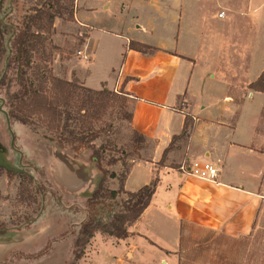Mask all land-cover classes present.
Returning <instances> with one entry per match:
<instances>
[{
  "label": "crops",
  "instance_id": "1",
  "mask_svg": "<svg viewBox=\"0 0 264 264\" xmlns=\"http://www.w3.org/2000/svg\"><path fill=\"white\" fill-rule=\"evenodd\" d=\"M75 1V23L87 36L77 50L81 54L65 58L64 79L129 98L132 129L154 147L148 159L132 165L124 189L136 191L160 178L148 208L128 224L131 235L116 239L97 231L78 262L180 264L178 251L188 228L230 238L252 234L264 206V91L249 84L261 75L264 62L248 78L236 74L243 56L236 11L225 0L215 1L219 10L201 0ZM251 27L255 55L261 27ZM225 36L230 47L217 48L216 41ZM132 41L152 51L133 49ZM187 115L194 121L190 138L174 140ZM194 160L217 165V181L177 170ZM113 171L117 177L105 185L119 190V173Z\"/></svg>",
  "mask_w": 264,
  "mask_h": 264
},
{
  "label": "rangeland",
  "instance_id": "2",
  "mask_svg": "<svg viewBox=\"0 0 264 264\" xmlns=\"http://www.w3.org/2000/svg\"><path fill=\"white\" fill-rule=\"evenodd\" d=\"M59 1L67 10L55 18V29L48 26L46 18L33 22L28 83L57 106L62 114L60 120L66 114L71 115V127L76 132L89 129L99 131L95 143L98 147L104 146L107 159L114 157L119 160L109 169H116L121 179V175L128 172L133 164L151 156L154 145L151 141L137 139L130 124L131 102L123 93L109 90L110 93L105 92L100 97L73 78L70 82L74 86L69 96L55 95L52 76L65 78V58L79 54L77 50L87 36V30L80 33L75 23L76 1ZM83 1L94 4L93 0ZM215 1L201 0L202 3H214L212 10H219ZM225 1L229 2L226 5L230 10L236 11L238 27L241 25L243 29V56L240 65L237 64L236 74L245 79L264 62L262 0ZM34 7L51 9L53 12L57 9L56 0H37ZM34 7L30 10L33 15ZM26 9L27 5L21 0L16 6L19 19L27 13ZM252 23L261 27L255 55ZM56 33L58 35H54ZM219 44L222 49H228L231 42L225 36L216 41L217 48ZM60 56L61 66L56 61ZM5 73L4 62L0 61V81ZM242 92L246 93L247 89ZM19 106L13 105L6 110L0 94V224L10 229L8 233L0 234V264H80L72 255L71 236L53 242V252H47L41 259L23 258L32 255L67 229L71 215L85 207L95 187L97 171L87 160L88 151L82 159H78L57 147L55 132L50 131L39 116ZM14 110L27 118V126L18 121L13 124L9 122L8 111ZM8 169L15 172L13 178L7 175ZM80 183L85 185L73 191L72 187ZM123 199H128V195L120 193L118 201ZM178 254L180 264H264V206L252 234L230 238L220 233L213 235L202 229L188 228Z\"/></svg>",
  "mask_w": 264,
  "mask_h": 264
},
{
  "label": "trees",
  "instance_id": "3",
  "mask_svg": "<svg viewBox=\"0 0 264 264\" xmlns=\"http://www.w3.org/2000/svg\"><path fill=\"white\" fill-rule=\"evenodd\" d=\"M20 1L0 0V61L4 62L6 68V73L0 81V88H3L0 94L7 106L6 110L13 105H20V108H24L39 116L40 120L46 123L47 128L55 132L57 147L78 159H82L86 151L89 152L87 160L93 164V167L97 171V182L89 198L86 200L85 207L77 209L71 215L67 229L54 241L56 243L65 237L71 236L72 255L74 260L77 261L84 256L87 244L97 231H102L116 239L128 238L131 235V232L127 228L128 224L138 220L148 208L156 192L160 178L159 176H155L151 183L140 189L127 191L124 189V182L128 171L124 175H121V187L119 190L106 187L105 182L109 178L117 177V174L111 171L109 166L115 165L119 160L114 157L107 159L104 155V146H97L95 140L99 136V131L89 129L85 132H76L71 127V115L66 114L65 118L60 120L62 114L58 111L57 106L53 102L48 101L44 93L28 83L27 75L32 63L31 48L34 34L33 26L35 24L33 22L37 19L46 18L48 26L53 28L55 18L62 15L63 11L67 10V8L59 0H56L57 9L55 12L51 11V9H41L47 3L38 8L34 7L37 5V0H23L27 5V13L19 19L16 14V6L19 5ZM33 7L35 15L30 13ZM130 47L144 53L152 51V47L134 41L130 43ZM52 83L55 95L58 96H69L74 86L70 81L55 76H52ZM249 88L260 92L264 91V70L257 80L249 84ZM88 90L100 95V97L105 92L110 93L109 89L99 91ZM8 118L11 124L17 121L23 126L29 124L27 118L19 115L16 110L8 111ZM193 129V117L187 115L183 132L181 135L174 137V140L178 138L187 142ZM134 133L140 141L147 140L144 135L136 131ZM166 154L167 150L164 152L162 162L165 161ZM7 175L13 178L15 172L12 169H8ZM50 178L53 179L51 176ZM81 188L82 186L72 187L73 191ZM120 193L127 194L128 199L118 201ZM9 231L10 229L5 225L0 224V234H6ZM206 232L216 235L211 230H207ZM53 250L54 247H51L50 242L32 255H25L23 258L34 257L41 259L47 255V252L51 253Z\"/></svg>",
  "mask_w": 264,
  "mask_h": 264
},
{
  "label": "built area",
  "instance_id": "4",
  "mask_svg": "<svg viewBox=\"0 0 264 264\" xmlns=\"http://www.w3.org/2000/svg\"><path fill=\"white\" fill-rule=\"evenodd\" d=\"M225 12L220 13V17L224 16ZM81 54V51H79ZM85 58H88L85 56ZM117 92V91H116ZM177 170L186 176H193L201 180L215 182L219 176V168L211 161H185L179 165Z\"/></svg>",
  "mask_w": 264,
  "mask_h": 264
}]
</instances>
